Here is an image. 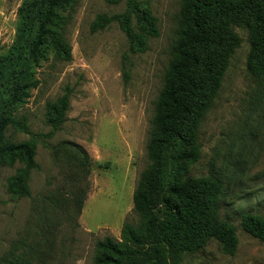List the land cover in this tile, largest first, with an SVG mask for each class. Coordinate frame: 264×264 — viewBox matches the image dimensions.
<instances>
[{
	"label": "rangeland",
	"instance_id": "1",
	"mask_svg": "<svg viewBox=\"0 0 264 264\" xmlns=\"http://www.w3.org/2000/svg\"><path fill=\"white\" fill-rule=\"evenodd\" d=\"M140 1L158 19L159 35L149 37L146 50L130 51L117 20L92 28L100 15L125 12L128 0H74L62 10L71 59L51 49L36 63L33 28L18 11L24 0H0V107L16 82H36L15 114L37 134L28 195L9 190L24 164L0 165V264H95L98 242L119 240L124 223L136 221L134 191L150 163L156 105L181 15V0ZM234 29L240 43L201 123V157L192 173L221 178L218 212L235 225L238 246L225 253L213 238L185 252L181 264H264V240L241 225L245 213L264 217V76L248 69L249 29ZM65 94L69 107L55 129L48 103ZM7 138L33 136L9 126Z\"/></svg>",
	"mask_w": 264,
	"mask_h": 264
},
{
	"label": "trees",
	"instance_id": "2",
	"mask_svg": "<svg viewBox=\"0 0 264 264\" xmlns=\"http://www.w3.org/2000/svg\"><path fill=\"white\" fill-rule=\"evenodd\" d=\"M73 1L24 0L19 7L24 26L33 28L30 56L34 62L46 59L51 49L62 59H71L70 46L62 35V10ZM113 20L119 21L131 52L146 50L149 37L159 35L158 19L147 2L128 0L125 12L100 15L92 28ZM236 26L249 29V71L264 76V0H181L177 42L158 97L148 144L150 163L134 191L136 221L124 223L119 240L107 237L98 242L95 264H181L185 252L200 250L213 238L225 253L236 251V227L220 218L218 212L221 178L192 173L201 157V123L240 43ZM35 84L16 82L8 102L0 107V165L16 161L24 164L10 178L12 193L29 194L27 180L36 167L37 134L15 114ZM68 100L65 94L48 103L47 119L55 129L65 120ZM9 126L25 130L33 138L10 141ZM241 225L264 240L262 215L245 213Z\"/></svg>",
	"mask_w": 264,
	"mask_h": 264
}]
</instances>
